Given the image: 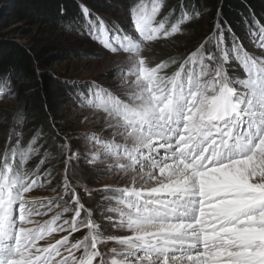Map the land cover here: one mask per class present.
<instances>
[{
	"label": "snow or ice",
	"instance_id": "snow-or-ice-1",
	"mask_svg": "<svg viewBox=\"0 0 264 264\" xmlns=\"http://www.w3.org/2000/svg\"><path fill=\"white\" fill-rule=\"evenodd\" d=\"M166 7L126 0V30L82 4L84 31L67 25L113 59L103 82L72 89L89 113L74 123L98 130L52 125L62 171L47 167L40 130L24 140L26 113L6 114L0 264H264V24L246 21L258 53L218 13L192 50L154 61L153 48L201 15L181 0L168 27ZM44 187L51 195L37 197Z\"/></svg>",
	"mask_w": 264,
	"mask_h": 264
},
{
	"label": "rangeland",
	"instance_id": "rangeland-1",
	"mask_svg": "<svg viewBox=\"0 0 264 264\" xmlns=\"http://www.w3.org/2000/svg\"><path fill=\"white\" fill-rule=\"evenodd\" d=\"M81 10V5L87 6L92 13V18L100 17L106 24H119L121 27L128 30V22L125 17L123 3L126 0H76ZM181 0H166L167 7L164 9V15L176 8L174 15L170 18L168 27L176 22V17L180 13L178 5ZM200 18L191 25L182 26V32L176 34L172 41L168 43L158 44L152 49L150 55L154 60V55L157 52L163 51L167 56L178 57L188 51V49L197 42V40L204 38L211 33L216 22L211 23L209 14L204 9L200 2ZM256 7L262 10L264 14V0H258ZM254 17L255 13L252 12ZM163 17H158L162 19ZM175 19V20H174ZM172 20V21H171ZM86 21L77 26H72L73 29H78L83 32ZM264 24V23H262ZM245 32L240 36V42L244 48L250 53H258L259 49L253 47L249 43ZM225 35V34H224ZM0 41L2 44H17L25 47L31 52L44 49V58L48 59L45 71L51 74L54 78L66 83L69 90L63 95V109L61 118L55 124L57 128H62L64 132L71 133L75 131L77 135L81 133H90L98 130V124L92 123H74L82 120L84 115H89L88 111L79 109L72 102V89L77 91L83 90L85 86L93 80L103 82L111 71L110 61L113 59L110 55H105L101 46L91 39L86 34H78L76 30L69 31L67 25L64 27L59 25L53 27L45 22L38 20H31L28 18H20L15 16L12 9L0 2ZM226 43V42H225ZM227 45L231 46V43ZM25 85L23 78L19 75L1 76L0 77V146L5 142L7 136L8 124L4 123L6 114L10 116L12 112L18 111L21 106L20 90ZM6 97V98H5ZM36 130H40V143L47 142V147L44 149L48 152L47 167L54 171H62V166L59 163L57 156V148L60 141L54 142V137H50V132H45L34 126L29 119L23 128L24 140L31 138ZM40 157H33L29 162V169L33 170L35 165L39 162ZM57 179L59 177L57 176ZM115 177L108 178L101 183H113ZM37 197L51 195L47 187L40 188L36 191ZM83 231V229L81 230ZM79 236V233H73ZM40 243H43L41 241Z\"/></svg>",
	"mask_w": 264,
	"mask_h": 264
},
{
	"label": "trees",
	"instance_id": "trees-1",
	"mask_svg": "<svg viewBox=\"0 0 264 264\" xmlns=\"http://www.w3.org/2000/svg\"><path fill=\"white\" fill-rule=\"evenodd\" d=\"M257 1L183 0V3L191 11L193 8L199 9L201 2L209 14L211 23L217 21L219 13L222 17V26L225 29L230 26L232 31L241 37L247 28L246 21L253 18L252 12L255 13V19L261 24L264 23V14L256 7ZM0 2L8 5L17 17L38 20L53 27L59 25L64 27L69 22H72V26H77L85 20L76 0H0ZM61 9L64 10L63 16L60 14ZM224 34L225 42L230 44V34L227 31ZM1 42L4 41H0V77L19 75L25 82L20 90L21 106L18 111L26 113L27 119L39 129L45 132L52 131L53 123L61 118L63 95L69 90L68 85L45 71L48 59L44 58V49L33 53L20 45ZM193 45L188 50H192ZM167 58L163 51L154 55V61Z\"/></svg>",
	"mask_w": 264,
	"mask_h": 264
}]
</instances>
